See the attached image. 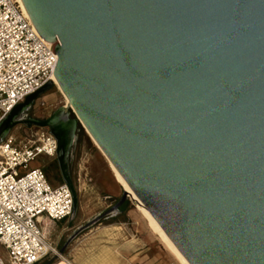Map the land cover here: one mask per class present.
<instances>
[{"label":"water","instance_id":"obj_1","mask_svg":"<svg viewBox=\"0 0 264 264\" xmlns=\"http://www.w3.org/2000/svg\"><path fill=\"white\" fill-rule=\"evenodd\" d=\"M21 1L68 103L19 120L46 82L0 139L20 122L48 128L73 214L80 123L188 264H264V0Z\"/></svg>","mask_w":264,"mask_h":264},{"label":"built area","instance_id":"obj_2","mask_svg":"<svg viewBox=\"0 0 264 264\" xmlns=\"http://www.w3.org/2000/svg\"><path fill=\"white\" fill-rule=\"evenodd\" d=\"M51 45L17 0H0V122L27 95L53 82L57 54ZM56 148L47 127L22 143L9 132L0 139V246L8 260L0 257V264H39L57 253L42 220L68 219L72 190L64 181L51 182L43 165L29 166L40 155L55 158Z\"/></svg>","mask_w":264,"mask_h":264},{"label":"rangeland","instance_id":"obj_3","mask_svg":"<svg viewBox=\"0 0 264 264\" xmlns=\"http://www.w3.org/2000/svg\"><path fill=\"white\" fill-rule=\"evenodd\" d=\"M41 102H43V105ZM66 103L67 100L60 88L53 83L48 90L35 99L29 114L35 118H45L54 109ZM70 111L71 115L74 116L73 111ZM38 127L33 124L28 126L20 122L12 126L9 133L13 134L16 140L22 143L30 138ZM76 134L72 160L75 176L74 186L77 196L76 210L68 219L56 222L54 229L51 230V227L44 226L45 229L49 228L51 230L47 235V239L56 247L57 251L56 254L50 256L53 258L52 264L63 259L61 255L72 260L74 264H79L75 259V253L80 243L98 230L105 229L104 226L107 224H112L113 226L111 225L110 228L106 229L108 231L106 235H102L95 239L93 243H89V249L83 255L84 262L89 263L90 261L91 264H95V262L101 260L103 255L117 258L111 252L110 247L118 245L120 242L130 241V252H126L125 255L134 254L145 249L148 244H152L155 245V248L148 249V255L155 250L158 252L157 255L154 252L156 257L152 264H179L162 240L153 232L147 220L136 207V201L129 196L119 206L120 213L119 211L112 212L106 215L104 221H97L83 228L64 246L76 229L111 207L123 192V187L115 181L105 157L80 123H78ZM40 165L44 166L51 182L57 183L60 181L53 170L55 166L54 158L40 155L29 162L30 167ZM112 217H115V221H111ZM53 223L52 221L44 222L45 225ZM0 257L4 262L8 261L7 254L1 246ZM114 264L116 263L114 262Z\"/></svg>","mask_w":264,"mask_h":264},{"label":"crops","instance_id":"obj_4","mask_svg":"<svg viewBox=\"0 0 264 264\" xmlns=\"http://www.w3.org/2000/svg\"><path fill=\"white\" fill-rule=\"evenodd\" d=\"M109 169L113 175V172H112L110 166H109ZM113 177H114V175H113ZM114 179H115V177H114ZM115 181L117 182L116 179H115ZM117 183L120 186H122L119 182H117ZM55 223L56 222H54L53 224H48V225L43 224V228H44V226H49V227H51V230H52V229H54ZM111 225L112 224H107L106 226H104L105 229L98 230L96 233L92 234L91 236H89L88 238H86L85 240H83L80 243V246H79V248H77L76 253H75V255H76L75 259L79 264H91L90 261H89V263L83 261V255L86 253V250L89 249V247H88L89 243H91V242L93 243L95 239H98V237H100L102 235L103 236L106 235L108 232L106 229L110 228ZM45 230H47V235L51 232V230L49 228L45 229ZM148 242H150V241H148ZM160 244H161V242H160ZM145 247H146L145 249L138 251V252H135L134 254L125 255L126 252H130L129 250L131 248V242L130 241L120 242L118 245H112V247H110L111 252L114 255H116L117 258L113 255L112 256L114 259L111 258L110 256L103 255V256H101V260L95 262V264H114V262L116 264H152V261L155 259L158 252L155 250L154 252L156 255L154 254V252H151V254L148 255V253H149L148 249L155 248V245L148 244ZM61 257L63 259L57 261L54 264H74V262L72 260H69L66 257H63L62 255H61Z\"/></svg>","mask_w":264,"mask_h":264},{"label":"bare ground","instance_id":"obj_5","mask_svg":"<svg viewBox=\"0 0 264 264\" xmlns=\"http://www.w3.org/2000/svg\"><path fill=\"white\" fill-rule=\"evenodd\" d=\"M20 4V6L22 7L23 11L27 14V11L22 3L21 0H17ZM28 15V14H27ZM53 83L57 84V81L55 79V77H53ZM58 86V84H57ZM59 87V86H58ZM60 88V87H59ZM61 90V89H60ZM62 92V91H61ZM63 94V93H62ZM65 97V96H64ZM65 99L67 100V98L65 97ZM68 103V100H67ZM85 131L88 133V131L85 129ZM88 135L90 136V134L88 133ZM90 138L93 140V138L90 136ZM93 142L95 143V141L93 140ZM96 144V143H95ZM97 146V144H96ZM98 147V146H97ZM99 148V147H98ZM100 150V148H99ZM101 151V150H100ZM101 153L103 154V152L101 151ZM103 156L106 159L107 164L110 166L113 175L115 177V179L117 180V182H119L122 187L123 190H125L124 184L122 182V179L120 177V175L118 174L117 170L115 169V167L110 163V161L106 158V156L103 154ZM126 191V190H125ZM127 192V191H126ZM128 196L132 199H134L136 201V207L138 208V210L141 212V214L144 216V218L147 220V222L149 223L151 229L153 230V232H155V234L162 240V242L165 244V246L170 250V252L174 255V257L176 258L177 262L179 264H188L186 262V260L184 259V257L181 255V253L178 251V249L175 247V245L172 243V241L167 237V235L164 233V231L162 230V228L158 225V223L155 221V219L152 217V215L150 214V212L144 207V205L137 199L136 195L132 192H127ZM43 224L45 221H50L47 220L46 218H43ZM53 222V221H52ZM45 233L47 235V230H45Z\"/></svg>","mask_w":264,"mask_h":264},{"label":"flooded vegetation","instance_id":"obj_6","mask_svg":"<svg viewBox=\"0 0 264 264\" xmlns=\"http://www.w3.org/2000/svg\"><path fill=\"white\" fill-rule=\"evenodd\" d=\"M28 109H29V108H28ZM28 109L23 110V111L17 116V118H18L19 120H24V119H26V117H27L28 115H30ZM31 116H32V115H31ZM22 123H24V122H22ZM25 124H26V123H25ZM74 143H75V142H74ZM73 146H74V144H73ZM54 160H55V166H54V169H53V170L55 171L57 178H59L60 181H64V180H63V173H62V171L60 170V167H59V165H58V162H57L56 156H55ZM72 160H73V147H72V149H71V151H70V155H69V158H68V165H67L66 177L69 179V181L71 182V184H72L73 187L75 188V186H74L75 176H74V172H73V168H72ZM105 217H106V215L103 216V217H101L100 219H103V218H105Z\"/></svg>","mask_w":264,"mask_h":264},{"label":"trees","instance_id":"obj_7","mask_svg":"<svg viewBox=\"0 0 264 264\" xmlns=\"http://www.w3.org/2000/svg\"><path fill=\"white\" fill-rule=\"evenodd\" d=\"M116 211H119V213L121 212L119 208ZM104 219L105 218L100 219L98 222L104 221ZM111 221H115V217H112ZM52 262H53V258L47 257L44 260H42L39 264H52Z\"/></svg>","mask_w":264,"mask_h":264}]
</instances>
